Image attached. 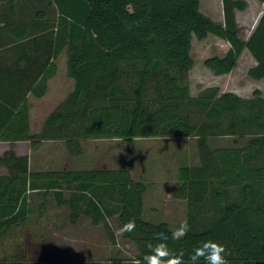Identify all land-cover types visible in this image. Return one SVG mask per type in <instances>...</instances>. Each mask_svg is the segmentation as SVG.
Wrapping results in <instances>:
<instances>
[{"label": "trees", "instance_id": "16d2710c", "mask_svg": "<svg viewBox=\"0 0 264 264\" xmlns=\"http://www.w3.org/2000/svg\"><path fill=\"white\" fill-rule=\"evenodd\" d=\"M7 1L15 6L17 0ZM49 7L58 13L54 34L43 20L47 10H38L34 21L39 24L15 32L13 42L43 40L53 46L45 73L29 93L38 98L46 94L57 73L55 61L65 49L74 89L41 130L31 133L28 98L11 95L3 86L0 141L37 146L61 140L70 154L81 156L82 142L89 139L131 143L137 138L195 137L200 162L179 167L180 185L173 193L186 201L188 232L173 240L168 222L145 220L146 185L134 179L132 165L32 172L29 156L12 148L0 156V169H5L0 174V239L28 218L29 192L45 191L72 209V222L81 209L94 224L115 214L121 227L134 221V230L123 236L137 247L136 264H146V244L160 243L159 234L167 237L170 250L184 252V264H192L195 247L210 239L226 246L228 264H264V94L256 89L243 97L213 85L194 95L191 87L193 38L210 35L229 43L224 55L204 62L216 76L230 74L248 49L258 62L249 75L264 78V14L245 39L237 12L248 7L246 0H223L222 22L203 13L200 0H50ZM224 137L233 138L235 145L210 144ZM81 264L126 263L113 258Z\"/></svg>", "mask_w": 264, "mask_h": 264}, {"label": "rangeland", "instance_id": "374dc122", "mask_svg": "<svg viewBox=\"0 0 264 264\" xmlns=\"http://www.w3.org/2000/svg\"><path fill=\"white\" fill-rule=\"evenodd\" d=\"M246 1L249 3L248 8L238 12L240 34L244 38H248L264 7L260 2ZM49 2L17 0L15 7L19 8L18 11L22 8L24 20H34L37 9L47 10L48 16L44 20L48 25L47 32L54 34L58 13L55 8L49 7ZM6 4L11 6L10 3ZM28 5L35 10L27 13ZM200 7L214 21H223L222 0H200ZM228 49L229 43L214 35L204 40L193 38L192 93L196 95L204 87L214 85L222 91L235 92L243 97L252 96L256 89L264 94V80H255L249 75L255 60L248 51L243 53L227 76H216L206 67L204 62L207 58L223 55ZM66 61L65 51L57 62L58 74L49 84L45 97L37 99L31 96L28 99L31 107V133L41 130L47 116L74 88V80L68 76ZM3 86L8 87L10 84L0 83V92ZM210 144L214 147L235 145L230 137L211 139ZM82 147V155L76 157L69 154L61 140L44 141L37 147L30 142L0 143V155L8 148L15 149L17 153L26 152L30 155L32 172L61 170L63 167L70 170L97 169L103 166L120 169L132 165L135 180L146 184L145 220L154 223L166 221L173 231L186 224V201L175 199L170 189L180 183L179 167L198 165L200 162L195 137L137 138L131 143L114 138L89 139L82 142ZM70 194L65 191L66 197ZM29 201L28 218L19 227L8 230L0 239V264H81L90 260L107 263L113 258L123 259L126 264H136L137 247L120 234L118 214L94 224L92 217L81 209L78 220L72 222V209L68 205H59L52 193L46 196L45 191L29 192Z\"/></svg>", "mask_w": 264, "mask_h": 264}, {"label": "crops", "instance_id": "0c3cea01", "mask_svg": "<svg viewBox=\"0 0 264 264\" xmlns=\"http://www.w3.org/2000/svg\"><path fill=\"white\" fill-rule=\"evenodd\" d=\"M253 1L260 2L264 5V2H262L260 0H253ZM6 3H9V2H6V0L0 1V83L3 84V83L7 82L10 84V86H8L9 87L8 91H10V93H12L11 95L21 96L24 94L29 99L31 96H33L28 91L29 87L31 86V84L33 85L36 82H38L40 80V78L42 77L43 73H45V71L47 69V60H48V57L50 55L51 50L53 49V46H51L50 44H48L46 41H43V40L41 42H37V43L13 42V40H14L13 37H14L15 32L21 33L24 30V26L27 27L30 25L39 24V22H38V20L34 21L33 19L32 20H24L22 8H21V10L18 11V9H19L18 7H15V6L11 7L9 4H6ZM248 6H249V3H248ZM28 7H29V5L27 6V8ZM32 7L33 6H30L29 10L27 9L28 10L27 13L35 10ZM37 10H42V9H37ZM37 10H36V12H37ZM36 12H35V14H36ZM238 12H242V11H238ZM238 12H237V22L239 20ZM263 14H264V7H263V11H262L261 16L255 22L252 30L249 33L248 38L251 36L253 31L255 30V28L258 25ZM223 16H224V13H223ZM43 20H45V19H43ZM223 21H224V18H223ZM16 27H18V28H16ZM238 28L240 31L239 22H238ZM248 38H245V39H248ZM65 51L67 52V49L63 50L59 54L58 58L55 61L57 64V73L55 74V76L53 78H51L49 80L48 89H47L46 94L48 93V90H49V84L52 83V81L55 79V77L58 74L59 66H58L57 62L60 61L62 53ZM245 51L249 52L248 49L244 50V52ZM243 53H242V55H243ZM241 56H240V58H241ZM63 57H65V56L63 55ZM253 58L255 60L254 66H256L258 64V62L254 56H253ZM67 61H68V52H67ZM67 61L65 62L66 66H67ZM254 66H252V67H254ZM223 76H227V75H223ZM223 76H219V77H223ZM255 80H257V79H255ZM261 80H264V78L259 79L258 81H261ZM74 86H75V82H74ZM224 92H227V91H224ZM45 95L43 97H45ZM33 97L37 98V99L43 98V97L38 98L35 96H33ZM29 106H30V102H29ZM30 109H31V107H30ZM30 123H31V120H30ZM114 139H118V138H114ZM20 142L25 143V142H29V141H16L15 143L19 144ZM0 143L12 144V142H8V141H0ZM40 144H38L37 146H39ZM65 146H66V144H65ZM66 148H67V146H66ZM9 149H12V148H8L6 150H9ZM18 154L28 155L26 152L25 153L24 152H22V153L18 152ZM69 154H70V152H69ZM70 155L74 156L72 154H70ZM28 156L30 159V155H28ZM76 157H78V156H76ZM30 164H31V160H30ZM64 168H66V167H63V169ZM47 170H49V169H47ZM4 172H5V169L1 168L0 174H2ZM133 177L135 179L134 171H133ZM176 185L178 186L179 183H177ZM177 186H175V187H177ZM175 187L174 186L171 187L170 194L174 193ZM144 213H145V192H144Z\"/></svg>", "mask_w": 264, "mask_h": 264}, {"label": "clouds", "instance_id": "9594fccd", "mask_svg": "<svg viewBox=\"0 0 264 264\" xmlns=\"http://www.w3.org/2000/svg\"><path fill=\"white\" fill-rule=\"evenodd\" d=\"M135 228V222L129 221L119 229L120 234L132 232ZM188 226L182 224L177 230L172 232V239L179 240L187 235ZM160 243L146 244L149 252L144 257L146 264H184V252H174L169 249L164 242L167 237L159 234ZM228 251L226 246L217 240H206L193 250L190 260L192 264H228ZM203 258V261H201Z\"/></svg>", "mask_w": 264, "mask_h": 264}]
</instances>
